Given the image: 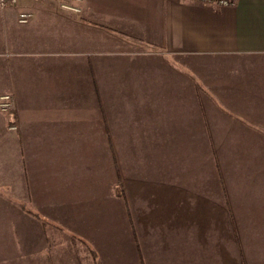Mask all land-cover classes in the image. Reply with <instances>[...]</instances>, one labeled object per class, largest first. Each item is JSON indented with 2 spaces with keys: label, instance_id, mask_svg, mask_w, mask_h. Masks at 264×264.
Instances as JSON below:
<instances>
[{
  "label": "crops",
  "instance_id": "crops-1",
  "mask_svg": "<svg viewBox=\"0 0 264 264\" xmlns=\"http://www.w3.org/2000/svg\"><path fill=\"white\" fill-rule=\"evenodd\" d=\"M7 93L0 264H264V0L0 6Z\"/></svg>",
  "mask_w": 264,
  "mask_h": 264
},
{
  "label": "built area",
  "instance_id": "built-area-1",
  "mask_svg": "<svg viewBox=\"0 0 264 264\" xmlns=\"http://www.w3.org/2000/svg\"><path fill=\"white\" fill-rule=\"evenodd\" d=\"M19 0H0V6L1 7H7V6H16L18 4ZM80 1V0H79ZM206 2H211V3H216L219 5H230L234 4L237 0H202ZM62 7L65 9H69L72 11H80V5L78 3H68V2H63L61 3ZM32 18V13L28 11H21L18 14V20L21 23L28 22ZM13 108V97L11 94H3L0 96V110L2 111H9ZM14 109V108H13ZM12 128H15L16 125L12 124Z\"/></svg>",
  "mask_w": 264,
  "mask_h": 264
},
{
  "label": "rangeland",
  "instance_id": "rangeland-1",
  "mask_svg": "<svg viewBox=\"0 0 264 264\" xmlns=\"http://www.w3.org/2000/svg\"><path fill=\"white\" fill-rule=\"evenodd\" d=\"M2 111V110H1ZM14 111H15V109H11V110H9V111H7V112H5V111H3L4 113H6L7 115H12L13 113H14ZM12 125V124H11ZM4 173H0V175H3ZM7 195H9V196H12L13 195V192H12V190H8V192H7Z\"/></svg>",
  "mask_w": 264,
  "mask_h": 264
}]
</instances>
